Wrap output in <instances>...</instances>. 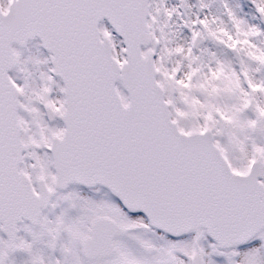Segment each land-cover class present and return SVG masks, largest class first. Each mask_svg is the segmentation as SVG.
Here are the masks:
<instances>
[{
    "label": "snow or ice",
    "instance_id": "snow-or-ice-1",
    "mask_svg": "<svg viewBox=\"0 0 264 264\" xmlns=\"http://www.w3.org/2000/svg\"><path fill=\"white\" fill-rule=\"evenodd\" d=\"M0 264H264V0H0Z\"/></svg>",
    "mask_w": 264,
    "mask_h": 264
}]
</instances>
